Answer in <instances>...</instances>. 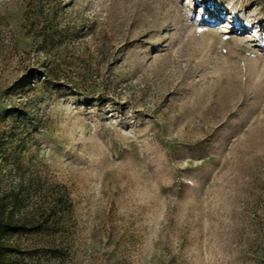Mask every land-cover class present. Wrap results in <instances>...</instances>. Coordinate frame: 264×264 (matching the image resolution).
Instances as JSON below:
<instances>
[{"label": "rangeland", "instance_id": "obj_1", "mask_svg": "<svg viewBox=\"0 0 264 264\" xmlns=\"http://www.w3.org/2000/svg\"><path fill=\"white\" fill-rule=\"evenodd\" d=\"M14 195L0 264H264V0H0Z\"/></svg>", "mask_w": 264, "mask_h": 264}, {"label": "trees", "instance_id": "obj_2", "mask_svg": "<svg viewBox=\"0 0 264 264\" xmlns=\"http://www.w3.org/2000/svg\"><path fill=\"white\" fill-rule=\"evenodd\" d=\"M12 197L13 198H10L9 200L12 201L11 207H9L7 201L5 202L3 199L0 200V249H3L2 242L5 238L33 231L35 229V226L27 227V224L25 223L26 220L15 214V211L18 210L17 207H19V203H21L22 200L17 195ZM5 199L7 200L8 198L6 197Z\"/></svg>", "mask_w": 264, "mask_h": 264}]
</instances>
